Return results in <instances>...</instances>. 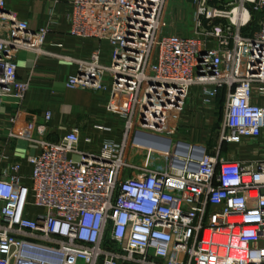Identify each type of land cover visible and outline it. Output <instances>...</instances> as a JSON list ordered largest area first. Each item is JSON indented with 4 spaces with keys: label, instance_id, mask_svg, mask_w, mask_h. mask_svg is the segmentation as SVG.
Wrapping results in <instances>:
<instances>
[{
    "label": "built area",
    "instance_id": "obj_1",
    "mask_svg": "<svg viewBox=\"0 0 264 264\" xmlns=\"http://www.w3.org/2000/svg\"><path fill=\"white\" fill-rule=\"evenodd\" d=\"M168 1L70 0L69 34L109 51L106 63L100 45L77 60L81 72L64 86L105 93L121 137L91 151L77 128L56 141L9 131L37 152L28 176L19 161L0 170V264H264V159L221 154L222 144L264 135V103L252 101L264 99V0H188L189 35L162 32ZM46 35L0 0V99H15L12 126L27 124L29 91L15 56L41 54ZM195 84L206 102L225 92L210 150L173 139ZM136 132L168 138L167 149L135 142Z\"/></svg>",
    "mask_w": 264,
    "mask_h": 264
},
{
    "label": "crops",
    "instance_id": "obj_2",
    "mask_svg": "<svg viewBox=\"0 0 264 264\" xmlns=\"http://www.w3.org/2000/svg\"><path fill=\"white\" fill-rule=\"evenodd\" d=\"M5 3L17 19L28 23L31 30L41 27L47 29L41 54L21 49L15 56L18 76L29 80V91L23 102V118L35 124L32 129H26L24 134L32 135L35 139L42 137L56 141L74 126L73 122L77 121L76 116L79 114L88 116L85 131L79 128L80 148L96 151L102 140H118L123 122L106 114L104 104L107 95L89 90L67 89L64 86L66 77L77 70V60H86L96 42L100 44L94 39H81L69 34L70 0H5ZM100 46L103 51L101 60L106 63L109 50L105 51L103 43ZM252 101L264 103V99L255 95ZM14 109L13 97L0 99V170L9 162L19 161L21 174L28 176L30 165L26 157L37 152V145L23 137H9L10 130L19 132L21 128L9 122ZM45 110L52 113L47 122L43 121ZM95 123L110 126L111 130H97L94 128ZM86 135L92 136L91 144L84 142ZM230 156V160L244 162L264 159V135L255 141L246 140L238 144Z\"/></svg>",
    "mask_w": 264,
    "mask_h": 264
},
{
    "label": "rangeland",
    "instance_id": "obj_3",
    "mask_svg": "<svg viewBox=\"0 0 264 264\" xmlns=\"http://www.w3.org/2000/svg\"><path fill=\"white\" fill-rule=\"evenodd\" d=\"M192 11L193 7L188 0H169L164 11L162 32L179 33L183 35L193 34L194 28L192 26L190 17ZM255 23L256 22L252 18V21L248 26H251L252 28ZM97 46L98 43L96 42L94 47L96 48ZM103 48H105V51L109 50L106 43H103ZM224 95L225 92L223 89H221L215 98H212L206 102L202 95V86L200 84L193 85L190 88L186 98L178 131L173 136V139L182 140L190 144L203 145L209 150L212 149L218 140L217 131L223 114ZM104 105L106 114L113 116L112 118L114 120H116V117L119 120L121 119L118 118L116 114L109 112L106 103ZM87 117L88 116L78 114V116H76L77 121L73 122L74 126L72 128H77L78 130L79 128H82L85 131L88 126V123L85 122ZM43 121L47 122L44 119ZM34 126L35 124H33L32 121H27L26 126L23 127L24 129L20 128V131H24L27 127L32 129ZM237 145L238 144L235 143L222 144V156H224L226 159L230 158L232 150H234ZM126 175L131 176L132 172L127 171Z\"/></svg>",
    "mask_w": 264,
    "mask_h": 264
},
{
    "label": "water",
    "instance_id": "obj_4",
    "mask_svg": "<svg viewBox=\"0 0 264 264\" xmlns=\"http://www.w3.org/2000/svg\"><path fill=\"white\" fill-rule=\"evenodd\" d=\"M77 71L79 73L81 72V67L79 65L77 66ZM133 137V140L139 144L161 150H166L170 141L168 138H160L158 136L140 132H136Z\"/></svg>",
    "mask_w": 264,
    "mask_h": 264
},
{
    "label": "trees",
    "instance_id": "obj_5",
    "mask_svg": "<svg viewBox=\"0 0 264 264\" xmlns=\"http://www.w3.org/2000/svg\"><path fill=\"white\" fill-rule=\"evenodd\" d=\"M258 16H259L258 14H255V15L252 16L255 22H256V18H257ZM255 28H256V23H255V25H254L252 28H251V26L246 27V28L243 30V32L247 34V33H249L250 31L254 30Z\"/></svg>",
    "mask_w": 264,
    "mask_h": 264
}]
</instances>
